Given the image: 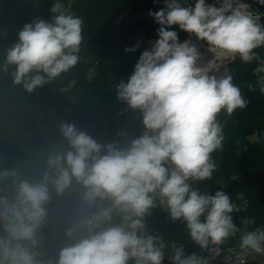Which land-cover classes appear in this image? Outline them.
<instances>
[{"label":"clouds","instance_id":"clouds-1","mask_svg":"<svg viewBox=\"0 0 264 264\" xmlns=\"http://www.w3.org/2000/svg\"><path fill=\"white\" fill-rule=\"evenodd\" d=\"M255 2L264 6V0ZM251 7L246 0H163L162 7L149 11L158 26L157 38L140 52L127 80L117 85L118 98L141 116V135L124 145H101L74 125L62 124L70 150L49 157L40 183L21 181L13 202L0 197V264H39L36 253L23 242L32 246L38 242L36 229L50 199L48 185L62 194L73 178L86 189L85 202H100L99 211L80 223L87 235L63 248L56 264H163L159 237L145 230V218L156 206L157 196L173 223L185 225L195 245L218 254L213 246L239 231L231 215L234 205L223 190L202 193L190 181L207 180L215 170L212 154L224 140L217 119L221 111L231 115L247 107L232 74L218 75L223 59L239 56L246 64L257 61L253 74L264 94V75H260L264 62L254 51L264 47V25ZM51 12L59 13L51 22L39 19L25 24L6 57V64L17 66L14 83H23L29 92L45 84V76L51 80L78 61L82 20L60 12L59 4ZM180 32L188 38L181 41ZM198 42L214 54L211 60L203 58ZM140 47L138 42L124 51L135 53ZM33 71L37 74L26 79ZM248 89L255 91L252 84ZM114 216L119 217L118 224L111 223ZM255 223L243 221L239 246L264 254V226L248 230ZM67 235L72 237L73 230ZM170 259L171 264H209L207 257L188 254L183 245L173 250Z\"/></svg>","mask_w":264,"mask_h":264},{"label":"trees","instance_id":"trees-1","mask_svg":"<svg viewBox=\"0 0 264 264\" xmlns=\"http://www.w3.org/2000/svg\"><path fill=\"white\" fill-rule=\"evenodd\" d=\"M55 1L45 0L34 18L28 7L17 12L9 11L0 4V57L19 42V32L25 24L39 19L51 22L52 18L59 14L51 12ZM99 1L119 9L120 12L141 10L146 5L147 9L143 10L145 13L138 17L136 36L143 38L152 36V31L156 33L155 22L147 15L148 8L155 4L153 0H76L73 6L76 3L91 5ZM60 12L72 15L66 9H60ZM73 16L82 20L83 43L89 37L87 15L85 12H77ZM101 30L112 35L117 26H103ZM126 40L129 42L127 47L137 44L136 41L132 42V37ZM254 51L262 62L264 47ZM140 52L138 49L135 53H125L122 48L115 56L101 58V71L93 74L88 80L77 71L76 63L51 80L45 76L47 82L31 92L24 88L23 83H14L13 73L17 66L6 64V60L0 61V174L5 171L17 173L15 177L0 175V197L4 198L5 202H13L21 181L31 184L42 181L43 174L48 171L50 156L57 151L70 150L68 141L61 132L62 124L74 125L77 131L85 132L101 145L113 142L124 145L135 138L137 130L143 131L138 111L129 109L126 102H123L124 109L110 106L112 103H122L117 95V85L122 79L126 81L132 73ZM5 66L7 71L4 70ZM256 67L257 61L246 64L239 56L231 61L228 74H232L233 83L241 87L242 95L248 102L247 107L236 109L231 115L221 111L217 119L223 127L227 143L224 147L222 143V147L212 154L215 163L212 176L203 181H190L192 187L198 188L202 193L214 195L216 191L223 190L229 195L232 204L239 199L240 194L247 198L246 219L256 222L249 225L250 230L264 226V146L250 140L257 129H264V94L259 90V77L253 74ZM36 74L35 71L29 73L26 79ZM249 84L255 87V91H249ZM21 105L25 109L27 107V113L24 117L23 114L20 115L24 128L15 136L11 120L15 121ZM73 185H78L75 178L62 194H57L55 187L48 185L50 199L43 205L46 213L44 219H48V222L36 229L38 242L35 246H32L30 241L23 242L25 247L36 253L35 258L39 264H49V261L56 264L63 248L72 246L87 235L84 229L78 227L87 215V205L84 196L71 189ZM2 208L0 204V211ZM231 215L236 224L240 214L234 208ZM56 217H60L63 224L56 223L58 230L50 231V223ZM158 219L166 220V216ZM119 222L117 219V224ZM69 230H73L72 237L67 235ZM2 234L3 226L0 221V235ZM240 236L238 231L234 236L226 238L221 245L213 246L218 247L217 254L201 250L190 240L185 225L180 221H172L161 239L168 242L181 241L185 244L188 254L195 252L207 257L211 263L223 250L239 244ZM163 264H168L165 259ZM245 264L264 263L253 259Z\"/></svg>","mask_w":264,"mask_h":264},{"label":"rangeland","instance_id":"rangeland-1","mask_svg":"<svg viewBox=\"0 0 264 264\" xmlns=\"http://www.w3.org/2000/svg\"><path fill=\"white\" fill-rule=\"evenodd\" d=\"M45 0H0V4L7 7L9 11H17L20 12L24 8L28 7L31 11V16L34 18L39 11L41 4L44 3ZM182 3L185 2V0H181ZM188 3H192L193 0H187ZM146 5L141 10L136 11H119V9H115L111 6H108L104 2H98L96 4L90 3H76L75 6L72 5L70 9H67V11L75 15L77 12H85L87 15L88 20V30H89V37L80 44V51L77 53L78 55V70L80 73L85 75L86 79H90L93 74L96 72L101 71L99 66V61L101 58H106V56H115L118 54L119 51H122V48L125 49L129 42L126 40L127 38L132 37V42L136 41L141 44L140 50L143 51L145 47L148 46V43L154 42L157 38L156 33L152 31V36H146V37H137L136 33L138 32V17L140 14H144L143 10H146ZM138 11H142L138 12ZM11 13V12H10ZM116 25L117 30L112 34H105L102 32L103 26H110V25ZM157 25L155 24V28L157 29ZM180 40L183 41L184 39L188 38L187 33L180 32L179 33ZM193 40H195V37H192ZM8 53H5L1 55L0 61L4 62L6 60ZM230 56L224 60L227 62V64L224 66V63L221 68V72L218 75L228 74L229 73V65L231 61H233ZM121 101V100H120ZM110 106L118 109H124L125 103L120 104H110ZM27 113V107H23L21 105L19 114L15 117V121H12V130L15 136H17L24 128V123L21 118V114L26 116ZM142 131L137 130L135 134V138L141 135ZM224 134V132H223ZM250 140L254 143H257L259 145L264 146V129H257L255 134L250 137ZM227 139L224 135L223 140V147L226 145ZM72 190L77 191L80 193L81 196H84L86 189L82 185H73L71 187ZM100 202L98 201L97 204ZM156 206L149 210L150 214L146 216L145 222L147 219H153L155 222V225L157 227L156 233L153 235L155 237H159V239L163 238V236L166 233V228H168L169 224L172 223V220H170V215L168 211L166 210V206L162 205L160 203V198L156 197ZM97 204H89L86 202V218H89L93 213L99 211V208ZM3 207V204H1ZM166 220H159L158 217H165ZM82 219L81 222L84 220ZM117 219L119 217L114 216L112 224H117ZM246 219V214H240V218L238 219V222L236 225L239 228V232L242 235L245 231V227L243 224V221ZM170 221V222H169ZM48 222V219H44L42 223L39 225V227L45 225ZM80 222V223H81ZM63 224L61 222L60 217L54 218V220L50 223V231H56L58 230V225ZM176 223V222H175ZM146 230V225H145ZM248 230H250V226L248 225ZM240 241V240H239ZM257 260H260L264 263V256L258 255L255 257ZM129 264H132L130 261Z\"/></svg>","mask_w":264,"mask_h":264},{"label":"built area","instance_id":"built-area-1","mask_svg":"<svg viewBox=\"0 0 264 264\" xmlns=\"http://www.w3.org/2000/svg\"><path fill=\"white\" fill-rule=\"evenodd\" d=\"M75 1L76 0H56L55 5L59 4L60 9H66L67 10V9H70L72 7V5ZM206 2L207 3H215V0H206ZM246 2H248L249 4L252 5V7L250 9L251 11L258 12L261 15L260 23L262 25H264V6L257 4L255 2V0H246ZM162 6H163V0H160L159 4L155 3V4L151 5L147 10V15H148L150 10L156 11ZM262 62H264V56H263ZM226 64H227V62L225 61L224 66ZM224 66H222V67H224ZM233 205L239 214H245V211H246L247 206H248V200H247V198L243 197L242 194H240L239 199ZM158 244H160L162 246V250H163L164 256H165V261L168 264H171L170 257L172 256L173 250L176 247L183 245L185 250H186L185 244L181 241L168 242L166 240L159 239ZM258 255L264 256V254H255V253L250 252L249 250H242L240 248L239 244H237V245L230 246V247L226 248L225 250H223L220 253L219 257L209 264H245L247 261L256 259L255 257Z\"/></svg>","mask_w":264,"mask_h":264},{"label":"bare ground","instance_id":"bare-ground-1","mask_svg":"<svg viewBox=\"0 0 264 264\" xmlns=\"http://www.w3.org/2000/svg\"><path fill=\"white\" fill-rule=\"evenodd\" d=\"M199 50L202 53V56L206 60H211L214 56L212 52H210L204 42H198ZM228 57L223 59V63H225L224 60H226Z\"/></svg>","mask_w":264,"mask_h":264},{"label":"water","instance_id":"water-1","mask_svg":"<svg viewBox=\"0 0 264 264\" xmlns=\"http://www.w3.org/2000/svg\"><path fill=\"white\" fill-rule=\"evenodd\" d=\"M145 225H146V234L153 236L157 231V227L155 225L154 220L153 219H147L145 222Z\"/></svg>","mask_w":264,"mask_h":264}]
</instances>
